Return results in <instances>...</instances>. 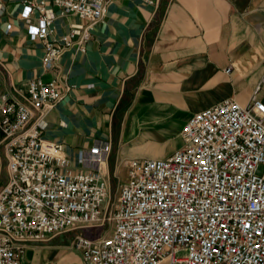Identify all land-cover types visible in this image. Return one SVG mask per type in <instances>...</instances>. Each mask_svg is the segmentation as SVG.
I'll return each mask as SVG.
<instances>
[{"label":"built area","instance_id":"built-area-1","mask_svg":"<svg viewBox=\"0 0 264 264\" xmlns=\"http://www.w3.org/2000/svg\"><path fill=\"white\" fill-rule=\"evenodd\" d=\"M156 5L158 0H141ZM107 0H53L81 22L50 39L53 8L27 1V28L43 41L42 64L57 69L62 53L85 51ZM1 10V6H0ZM230 68L226 69L229 71ZM58 71V70H57ZM69 89L58 72L31 79L24 101L0 95V146L7 177L0 185V264H25L29 244L73 229L100 226L109 196L101 163L109 142L80 151L88 170L69 174L61 146L43 139L46 114ZM224 98L194 112L181 128L182 145L166 158L126 159L112 231L75 235L83 264H264V102ZM260 168H263L259 173Z\"/></svg>","mask_w":264,"mask_h":264},{"label":"crops","instance_id":"crops-1","mask_svg":"<svg viewBox=\"0 0 264 264\" xmlns=\"http://www.w3.org/2000/svg\"><path fill=\"white\" fill-rule=\"evenodd\" d=\"M27 1L53 8L50 39L82 19L53 0H0V95L24 101L31 79L60 74L69 89L46 114L41 137L61 146L69 174L88 170L80 151L109 142L101 171L111 183L124 160L177 150L194 112L224 98L246 105L257 83L264 102V0H107L85 51L66 50L50 70L43 41L27 32L38 12L21 15ZM26 249L25 264H83L63 245Z\"/></svg>","mask_w":264,"mask_h":264},{"label":"rangeland","instance_id":"rangeland-1","mask_svg":"<svg viewBox=\"0 0 264 264\" xmlns=\"http://www.w3.org/2000/svg\"><path fill=\"white\" fill-rule=\"evenodd\" d=\"M262 170L263 168H260L259 173H261ZM6 177H7V172H6V161L4 156V147L1 145L0 146V185H2L5 182ZM112 180L113 181L111 183L108 182L107 180L109 187V196L103 208L104 212L106 213L105 214L106 219L102 225L73 229L71 231L52 236L48 240L40 243H48L57 246L63 245L71 249L75 254H80V251L72 246V241L75 235L83 234L90 238H101L108 235L112 231V227H113L111 215L116 207L120 185L127 181V171L124 164L120 168L119 172L113 173ZM32 251H33L32 249H26L24 256L28 257L32 253Z\"/></svg>","mask_w":264,"mask_h":264}]
</instances>
